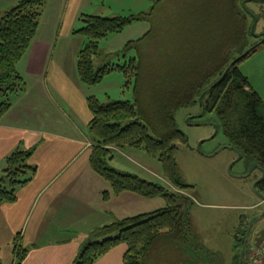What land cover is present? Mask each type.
I'll use <instances>...</instances> for the list:
<instances>
[{
	"label": "trees",
	"instance_id": "trees-1",
	"mask_svg": "<svg viewBox=\"0 0 264 264\" xmlns=\"http://www.w3.org/2000/svg\"><path fill=\"white\" fill-rule=\"evenodd\" d=\"M211 1L207 4V0H186L185 13L178 18H169L162 26L171 28L168 34L174 31L171 36L164 37H174L188 47L181 45L171 54L164 52L166 57L155 61L157 64L151 67V72H148L146 56L141 49L150 38L158 39L157 6L149 13L129 16L80 15L82 26L75 33L87 40L77 55L80 81L95 86L107 74L120 71L128 80L126 88L134 82L133 102L104 104L96 96L87 98L92 115L88 126L93 141L90 164L110 185V191L103 192V199H109L111 194L132 192L146 199L163 198L165 206L97 228L73 264H94L121 244L127 246L123 264H144L147 255L162 238L176 242L181 252L188 254L185 263H203L201 256L194 258L191 244L193 232L188 209L193 202L183 195L190 186L176 171L177 142H187L175 119V112L180 108L200 103L204 111L216 112L230 147L246 159L248 167L256 163L264 172V100L239 67L264 46L263 33L256 36L258 42L242 53L248 45L247 37L253 31V27L249 33L247 31V14L258 17L249 10L242 11L239 2L246 9L248 1L264 0ZM46 2L21 0L0 14V120L11 108L13 99L26 90V82L17 66L37 34ZM194 18L201 21L193 24ZM220 19L230 24L227 31L217 32L213 28L214 22ZM137 22H149L152 26L142 38L129 41L122 51L125 56L136 49L137 56L124 64L106 63L95 70L93 60L99 55V42ZM163 60L165 64L159 65ZM127 148L143 150L156 159L161 164L164 179L172 188L111 167L109 161L113 158V149ZM32 154L33 150L17 148L0 164V204L15 202L17 189L31 181L36 172L29 162ZM256 188L264 189V180ZM238 234L235 239L237 244L240 242L241 251L235 264H243L244 253L241 256V252L250 239L247 232L241 240ZM27 252L15 244L13 264H23Z\"/></svg>",
	"mask_w": 264,
	"mask_h": 264
},
{
	"label": "crops",
	"instance_id": "crops-1",
	"mask_svg": "<svg viewBox=\"0 0 264 264\" xmlns=\"http://www.w3.org/2000/svg\"><path fill=\"white\" fill-rule=\"evenodd\" d=\"M81 1L63 3L60 33L68 36L76 30ZM40 28L17 66L34 81H25L26 90L0 120V164L17 148L33 150L29 162L36 172L17 189L15 202L0 204V237L11 242L12 253L17 243L28 251L23 264H73L97 228L151 213L158 203L132 192L103 199L110 185L90 164L87 98L95 95L66 72L65 61L55 59L59 42L40 34ZM242 63L248 69L242 73L264 100V46ZM131 149H113L109 165L125 171L115 165L114 155L128 159ZM126 251L125 244L118 245L94 264H123Z\"/></svg>",
	"mask_w": 264,
	"mask_h": 264
},
{
	"label": "rangeland",
	"instance_id": "rangeland-1",
	"mask_svg": "<svg viewBox=\"0 0 264 264\" xmlns=\"http://www.w3.org/2000/svg\"><path fill=\"white\" fill-rule=\"evenodd\" d=\"M20 1L0 0V14L13 8ZM64 2L66 0H47L39 21L40 34L50 35L49 37L54 42L56 40L59 42L55 59L60 57L61 61H65L66 72L75 81H80L77 72V55L87 40L75 33L74 29L77 30L82 26V22L78 20L70 35L60 33ZM209 3L212 1L207 0V4ZM185 4L186 0L181 2L178 0H165V2L161 0H82L80 15L129 16L141 12L149 13L153 7L157 6L156 28L159 30H156V35L158 39L150 38V41H147L141 49L146 56L148 72H151V67L157 64L155 61L166 57L164 52L169 51L170 53L174 49H180L181 45L188 47V44H181L182 42L176 41L174 37H164L171 36L174 31L168 34L171 28H162L169 18H178L185 13L187 9ZM239 6L242 11L249 10L258 17L257 19L247 14V31L249 33L251 27L253 31L247 37L248 45L242 52L244 53L258 42L259 39L256 36L264 33V1H248L246 9L240 2ZM220 20L214 22L213 28L217 32L227 31L230 24ZM198 21L200 22L201 19L194 18L193 24ZM189 22L191 23V20ZM151 28L149 22H137L125 28L121 33L111 34L102 39L99 42V55L93 60L95 70L106 63L124 64L126 60L137 56L136 49L127 52L125 56L122 51L129 41L142 38ZM184 38L183 36L182 39ZM238 56L239 54L235 57ZM161 62L159 65L165 64V60ZM239 67L241 70H248L243 63ZM20 74L24 75L22 70ZM23 78L25 81H34L30 77ZM126 81L128 80L123 73L113 71L107 74L99 84L87 87L104 104L115 101L133 102L134 82L126 88ZM175 119L179 130L187 139V142H177L176 171L181 180L190 186L183 192V195L193 202L188 213L193 232L191 244L194 258L198 255L204 259L203 263L197 264H207L206 262L235 264L236 256L241 251V244L240 242L237 244L235 239L237 232L241 240L244 232H247L248 223L253 222L248 231L249 239L254 237L260 241L264 236V217L254 222V219L261 214V208H256V205L264 197V189H254L253 186L261 178L262 172L257 167L249 172L250 165L248 167L246 159H240L239 154L230 147L216 112L204 111L200 103H197L177 110ZM131 150L133 152L126 153L128 159L115 154V165L148 181L163 183L171 187L164 179L161 164L156 159L149 157L143 150L133 148ZM152 173L156 176L151 175ZM153 201L158 205H154V209H150L152 211L165 206L163 198L159 197ZM1 239L2 237H0L1 264H13V246L11 242L8 243V240ZM179 247L171 239L162 238L147 255L144 264H187L185 261L189 259V256L184 255ZM209 258L210 261L207 260Z\"/></svg>",
	"mask_w": 264,
	"mask_h": 264
},
{
	"label": "built area",
	"instance_id": "built-area-1",
	"mask_svg": "<svg viewBox=\"0 0 264 264\" xmlns=\"http://www.w3.org/2000/svg\"><path fill=\"white\" fill-rule=\"evenodd\" d=\"M261 208L260 219L264 217V197L261 202L256 205V208ZM263 213V215H262ZM244 260L243 264H264V236L258 241L254 237L244 245Z\"/></svg>",
	"mask_w": 264,
	"mask_h": 264
},
{
	"label": "water",
	"instance_id": "water-1",
	"mask_svg": "<svg viewBox=\"0 0 264 264\" xmlns=\"http://www.w3.org/2000/svg\"><path fill=\"white\" fill-rule=\"evenodd\" d=\"M239 158H240V159L242 158V155H241V154H239ZM255 167L258 168V165H257L256 163L252 164V165L250 166V168H249V172H251ZM262 180H264V172H262V176H261V178H260V179L254 184L253 188L256 189V185H257L258 183H260ZM262 198H263V197H262ZM262 215H263V213H262ZM243 251H244V247H243ZM243 251L241 252V256L243 255Z\"/></svg>",
	"mask_w": 264,
	"mask_h": 264
},
{
	"label": "flooded vegetation",
	"instance_id": "flooded-vegetation-1",
	"mask_svg": "<svg viewBox=\"0 0 264 264\" xmlns=\"http://www.w3.org/2000/svg\"><path fill=\"white\" fill-rule=\"evenodd\" d=\"M258 219H260V215H259L258 218L254 219V222H255L256 220H258ZM252 225H253V222H250V223L248 224L247 228H246V230H247V238L249 237V233H248V231H249V229L252 227ZM245 241H247V240H245ZM245 243H246V242H245Z\"/></svg>",
	"mask_w": 264,
	"mask_h": 264
}]
</instances>
